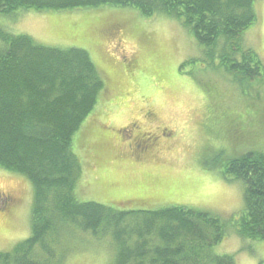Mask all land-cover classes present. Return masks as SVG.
I'll return each mask as SVG.
<instances>
[{"label":"rangeland","instance_id":"obj_1","mask_svg":"<svg viewBox=\"0 0 264 264\" xmlns=\"http://www.w3.org/2000/svg\"><path fill=\"white\" fill-rule=\"evenodd\" d=\"M255 7L257 21L246 31L244 45L264 66V0ZM106 16L123 25H101ZM0 25L41 45L85 49L102 72L105 89L73 138L81 166L74 194L80 202L208 212L229 226L216 255L234 256V264L264 261V241L242 239L232 228L244 210L245 183L222 172L233 159L264 154V72L254 81L233 78L177 21L143 18L132 9L22 11L2 17ZM137 129L146 131L142 141L157 143L153 152L136 144ZM33 203L31 182L0 169V252L30 237ZM68 233L56 243L65 250L63 264L114 260L109 237L78 228Z\"/></svg>","mask_w":264,"mask_h":264},{"label":"trees","instance_id":"obj_2","mask_svg":"<svg viewBox=\"0 0 264 264\" xmlns=\"http://www.w3.org/2000/svg\"><path fill=\"white\" fill-rule=\"evenodd\" d=\"M256 1L0 0V19L22 11L101 8L169 18L233 78L254 81L263 77L264 66L244 45V35L257 21ZM99 23L110 29L123 25L110 16ZM101 74L85 49L41 45L0 25V169L25 176L34 187L31 235L12 251L0 252V264H63L65 250L60 252L56 243L74 228L109 237L116 247L111 264H234V256L214 253L229 234L220 217L185 206L121 210L76 198L81 166L73 138L105 89ZM222 172L245 183L235 233L264 241V154L233 159Z\"/></svg>","mask_w":264,"mask_h":264},{"label":"flooded vegetation","instance_id":"obj_3","mask_svg":"<svg viewBox=\"0 0 264 264\" xmlns=\"http://www.w3.org/2000/svg\"><path fill=\"white\" fill-rule=\"evenodd\" d=\"M134 125L132 124L130 127L132 128ZM135 127V126H134ZM130 129V128H129ZM160 129V128H159ZM126 131V130H125ZM137 135H138V139H140L141 140V138L143 137V135H144V133H146V131L145 130H143V129H137ZM158 132H160V131H158ZM161 141H159V148L162 146V139H160ZM136 144L137 145H142L143 147H142V149H144L145 151H147L148 153L150 152V151H152L153 152V150H154V148H155V146H156V144L157 143H153V140L152 141H150V140H141V141H139V143H137L136 142ZM133 148V147H132Z\"/></svg>","mask_w":264,"mask_h":264}]
</instances>
